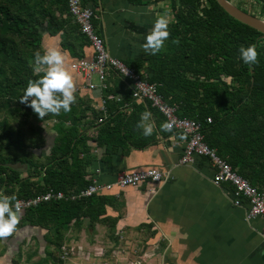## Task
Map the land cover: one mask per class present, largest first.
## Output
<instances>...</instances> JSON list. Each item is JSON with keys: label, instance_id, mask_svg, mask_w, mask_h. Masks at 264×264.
<instances>
[{"label": "crops", "instance_id": "crops-1", "mask_svg": "<svg viewBox=\"0 0 264 264\" xmlns=\"http://www.w3.org/2000/svg\"><path fill=\"white\" fill-rule=\"evenodd\" d=\"M172 1L82 0L94 9L96 31L104 38L111 55L140 67L139 72L146 77L152 75L150 54L141 45L159 16H169L170 24L175 21ZM237 1L241 4L247 0ZM253 4L248 3L254 8ZM48 5L59 20H69L72 25L77 22L67 12L66 0H48ZM258 10L261 13V8ZM48 25L46 21L40 28L42 48L58 47L66 55V66L76 85L77 99L71 109L88 107L87 116L81 118L79 125L91 147L85 179L90 184L94 178L100 182H112L120 172L148 167H157L163 173L160 182L143 181L136 186L114 187L95 194L92 198L98 204L93 209L100 212L98 219L93 225L90 218L83 219L80 225L70 222L65 233L66 241L56 251L58 256L66 246L68 257L76 255L77 259L84 257V261L92 263L91 257H95L98 261L93 264H114L111 256L107 261L97 255L104 250L121 254L123 257L120 258L125 259L123 264H264V220L260 217L248 219L247 205H235L233 185L227 182L214 184L215 165L212 161L206 156H196L190 163H180L186 143L184 133L163 130L164 115L148 101L133 97L131 83L118 73L109 71L104 81L97 74L85 80L72 67L80 58L64 47V32L54 33ZM82 52L84 58H93L90 43L84 45ZM145 111L151 112L150 119L154 123L150 136L143 135L142 129L137 128ZM208 121L211 122V118ZM57 122L56 118L42 122V140L35 138L39 145L30 148L37 157L51 153L59 137L55 127ZM63 122L66 127L72 125L70 118ZM45 124L48 125L45 127ZM110 129H116L117 134H112ZM102 132H105L106 142L117 143L118 147L99 145L97 137ZM213 149L217 152L216 148ZM223 154L221 157L228 162L226 151ZM11 166L21 172V177L27 175L26 164ZM233 169L239 173L237 168ZM263 184L264 180L262 184L252 185L262 189ZM3 187L0 194L13 196ZM22 215L23 212L20 217ZM46 235V229L24 224L11 235L0 237V251L4 252L0 264H12L19 254L22 262L24 246L32 243L38 252L33 248L24 262L38 264L50 247V251H54ZM130 254L137 256L130 259ZM28 256H31L30 260ZM36 256L39 259L34 261ZM68 257L62 260L66 261Z\"/></svg>", "mask_w": 264, "mask_h": 264}, {"label": "trees", "instance_id": "trees-1", "mask_svg": "<svg viewBox=\"0 0 264 264\" xmlns=\"http://www.w3.org/2000/svg\"><path fill=\"white\" fill-rule=\"evenodd\" d=\"M257 2L264 11V0ZM66 6L72 17L68 0ZM172 8L175 21L168 26L170 35L160 52L148 56L152 75L146 78L158 85L168 105L177 106L179 116L201 123L206 142L216 148L220 157L226 151V159L233 168L252 184H262V33L230 16L217 0H173ZM253 15L258 16L255 12ZM46 21L52 32H64L65 48L75 57L84 58L82 50L89 41L79 24L59 20L48 0H0V188L4 185L5 192L16 199L32 197L50 188L79 191L90 184L84 176L91 147L87 145L86 133L79 130L88 107L62 110L59 115L49 113L41 119L19 100L28 81L43 75L34 71V61L37 51L44 52L40 28ZM250 44L256 45L258 52L254 65L244 64L239 55L240 46ZM132 67L140 71V67ZM52 118L58 119L55 127L59 137L51 153L39 158L30 148L39 145L35 138L42 140V122ZM67 118L72 123L69 127L63 122ZM109 131L117 134L116 129ZM106 141L102 132L97 137L99 145L118 147L117 143ZM16 163L27 165L26 176L21 177V172L11 166ZM92 197L43 202L23 212L16 228L29 224L46 229V240L54 248L48 249L38 264L64 263L56 251L66 241L68 224L80 225L83 219L90 218L93 225L98 219L100 212L93 209L98 203ZM17 257L12 264H19L21 254Z\"/></svg>", "mask_w": 264, "mask_h": 264}, {"label": "built area", "instance_id": "built-area-1", "mask_svg": "<svg viewBox=\"0 0 264 264\" xmlns=\"http://www.w3.org/2000/svg\"><path fill=\"white\" fill-rule=\"evenodd\" d=\"M68 6L69 12L75 17L81 32L87 37L94 50L91 60L86 58L77 59L72 64L73 69L82 75L85 80H90L93 75L97 74L100 80L104 81L109 71H114L129 80L133 97L148 101L152 107L164 115L166 122H173L172 130L181 131L186 136L180 163H190L196 156L208 157L215 165L214 184L220 185L227 182L233 185L235 205H247L248 219L260 217L264 220V184L263 188L259 189L234 170L227 161L217 154L215 149L207 144L200 122L179 116L177 106L168 105L165 102L156 83L150 82L143 73L126 64L124 60L111 55L104 38L96 31L94 23L96 14L92 7L84 5L82 0H68ZM162 178L163 173L160 169L148 167L120 172L112 182H100L94 178L90 185L80 191L64 192L50 188L44 193L32 197L17 198V200L20 202L22 213L43 202L81 200L104 191H110L114 187L136 186L143 181L160 182ZM62 248L63 252L60 258L66 259L69 252L66 246Z\"/></svg>", "mask_w": 264, "mask_h": 264}, {"label": "clouds", "instance_id": "clouds-1", "mask_svg": "<svg viewBox=\"0 0 264 264\" xmlns=\"http://www.w3.org/2000/svg\"><path fill=\"white\" fill-rule=\"evenodd\" d=\"M170 17L159 16L145 37L141 45L146 53L155 55L161 51L168 39L170 32L168 26ZM240 59L246 65H254L258 62L257 47L254 44L240 46ZM34 71L43 72L42 76L29 80L19 100L43 119L49 113L59 115L61 111H71V106L76 102V85L72 73L66 66V55L58 47H48L43 54L37 51L35 54ZM151 112L141 114L137 128L142 129L143 135L150 136L154 131V123L150 119ZM173 122L162 125L165 131H171ZM20 202L15 196L0 194V237L11 235L19 223L21 214Z\"/></svg>", "mask_w": 264, "mask_h": 264}, {"label": "rangeland", "instance_id": "rangeland-1", "mask_svg": "<svg viewBox=\"0 0 264 264\" xmlns=\"http://www.w3.org/2000/svg\"><path fill=\"white\" fill-rule=\"evenodd\" d=\"M233 3H235V4H237L238 6H240V7H242L243 9H245V10H247V11H250V12H252L253 14H254V12L258 15V16H260L261 18H264V15L262 14V15H259V14H261V13H259L260 12V10H258V9H260V5H258L257 3V1H255L254 2V4L253 3H250V2H252V0H247L246 2H242L241 4L239 3L240 1H237V0H233L232 1ZM248 3L249 4H253L255 7L253 8V7H251V6H249L248 5ZM243 4H247V6L246 5H243ZM257 6H258V8H257ZM252 10V11H251ZM261 12H264L262 9H261ZM94 80H96V77H94ZM46 125H48V124H45V127H46ZM48 127V126H47ZM1 240V239H0ZM1 242L2 241H0V249H2V246H1ZM107 242V241H106ZM34 248V251H37V247H35L34 246V244L32 243V244H30V245H28V247L27 246H24V253H25V255H24V259H25V257L27 256V253L28 252H32V249ZM29 249V250H28ZM49 250H51V247H50V249ZM49 250H47V252H49ZM38 252V251H37ZM109 252V251H108ZM108 252H105V250L103 251V252H101V253H98L97 255H101L102 257H104L103 258V260H107V261H109V258H110V256L113 258V262H114V264H123V263H125V259L124 258H120V257H123L121 254L120 255H117L116 253H114V254H110V253H108ZM2 253H4L3 251H0V256H2L1 254ZM113 255V256H112ZM46 255H44V257H45ZM86 256H90L89 254H86ZM91 256H94V255H92L91 254ZM137 256V255H136ZM136 256H134L133 257V254H130L129 255V257H130V259H133V258H136ZM37 258L34 260V261H37L38 259H39V256H36ZM40 257H42V255H40ZM92 259H93V263L94 262H96V261H98V259L97 258H95V257H91ZM17 260L19 259V257H17L16 258ZM24 259H23V261L21 262V258H20V260H19V264H27V262H24ZM129 259V260H130ZM80 260V261H79ZM128 260V261H129ZM30 262V261H29ZM78 262H80L81 264H93L92 262H90V261H84V257H82L81 259H77V256L76 255H70L69 257H68V259L66 260V261H64V264H77ZM31 263V262H30ZM35 263V262H34ZM33 263V264H34ZM46 264H57V263H53V262H51V261H49L48 263H46Z\"/></svg>", "mask_w": 264, "mask_h": 264}, {"label": "water", "instance_id": "water-1", "mask_svg": "<svg viewBox=\"0 0 264 264\" xmlns=\"http://www.w3.org/2000/svg\"><path fill=\"white\" fill-rule=\"evenodd\" d=\"M217 2L224 8V10L233 18L257 29L264 37V19L255 16L242 8L238 7L230 0H217Z\"/></svg>", "mask_w": 264, "mask_h": 264}]
</instances>
